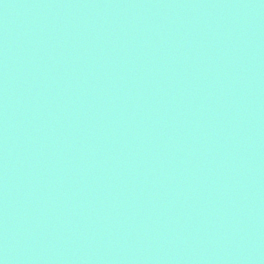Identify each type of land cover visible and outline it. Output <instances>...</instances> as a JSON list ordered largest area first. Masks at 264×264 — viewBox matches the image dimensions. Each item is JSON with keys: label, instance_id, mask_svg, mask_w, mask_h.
Masks as SVG:
<instances>
[{"label": "water", "instance_id": "1", "mask_svg": "<svg viewBox=\"0 0 264 264\" xmlns=\"http://www.w3.org/2000/svg\"><path fill=\"white\" fill-rule=\"evenodd\" d=\"M3 264H264V0H0Z\"/></svg>", "mask_w": 264, "mask_h": 264}, {"label": "clouds", "instance_id": "2", "mask_svg": "<svg viewBox=\"0 0 264 264\" xmlns=\"http://www.w3.org/2000/svg\"><path fill=\"white\" fill-rule=\"evenodd\" d=\"M0 264H3V262H2V261H0Z\"/></svg>", "mask_w": 264, "mask_h": 264}]
</instances>
